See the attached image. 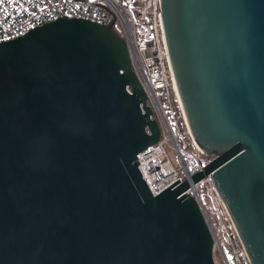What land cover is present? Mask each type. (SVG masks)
Instances as JSON below:
<instances>
[{"label": "water", "instance_id": "95a60500", "mask_svg": "<svg viewBox=\"0 0 264 264\" xmlns=\"http://www.w3.org/2000/svg\"><path fill=\"white\" fill-rule=\"evenodd\" d=\"M191 137L264 264V0H159ZM59 18L0 43V264H215L189 181L153 196L158 121L113 28Z\"/></svg>", "mask_w": 264, "mask_h": 264}, {"label": "built area", "instance_id": "2783aa9c", "mask_svg": "<svg viewBox=\"0 0 264 264\" xmlns=\"http://www.w3.org/2000/svg\"><path fill=\"white\" fill-rule=\"evenodd\" d=\"M160 15L159 0H0V43L62 17L100 25L115 19L128 49L131 68L161 131L156 144L136 155L138 170L148 190L156 196L189 181L183 195L194 198L205 219L213 240L215 264H251L212 174L196 183L190 182L215 157L199 149L186 125Z\"/></svg>", "mask_w": 264, "mask_h": 264}, {"label": "rangeland", "instance_id": "374dc122", "mask_svg": "<svg viewBox=\"0 0 264 264\" xmlns=\"http://www.w3.org/2000/svg\"><path fill=\"white\" fill-rule=\"evenodd\" d=\"M114 29H115L118 33H121V32H120V29H119V27H118V23H117V22L114 24Z\"/></svg>", "mask_w": 264, "mask_h": 264}, {"label": "bare ground", "instance_id": "6f19581e", "mask_svg": "<svg viewBox=\"0 0 264 264\" xmlns=\"http://www.w3.org/2000/svg\"><path fill=\"white\" fill-rule=\"evenodd\" d=\"M139 80V79H138ZM175 89H176V87H175ZM177 90V89H176ZM146 94V93H145ZM159 124V123H158ZM160 127V126H159Z\"/></svg>", "mask_w": 264, "mask_h": 264}, {"label": "trees", "instance_id": "16d2710c", "mask_svg": "<svg viewBox=\"0 0 264 264\" xmlns=\"http://www.w3.org/2000/svg\"><path fill=\"white\" fill-rule=\"evenodd\" d=\"M115 30V29H114ZM116 31V30H115ZM117 32V31H116ZM118 33V32H117ZM119 34V33H118Z\"/></svg>", "mask_w": 264, "mask_h": 264}]
</instances>
